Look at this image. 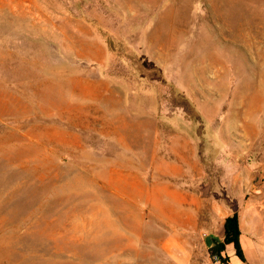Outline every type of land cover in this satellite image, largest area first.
<instances>
[{
  "label": "rangeland",
  "instance_id": "1",
  "mask_svg": "<svg viewBox=\"0 0 264 264\" xmlns=\"http://www.w3.org/2000/svg\"><path fill=\"white\" fill-rule=\"evenodd\" d=\"M153 144L264 186V0H0V264H170Z\"/></svg>",
  "mask_w": 264,
  "mask_h": 264
},
{
  "label": "crops",
  "instance_id": "2",
  "mask_svg": "<svg viewBox=\"0 0 264 264\" xmlns=\"http://www.w3.org/2000/svg\"><path fill=\"white\" fill-rule=\"evenodd\" d=\"M153 117L166 129L174 121H185L175 115ZM215 146L225 148V144ZM209 147L204 144L206 151ZM148 151L143 158L138 156L137 173L152 174L146 204L159 220L161 250L170 264H264V186L258 191L252 188L249 163L239 162L237 171L224 177L222 197L218 189L214 193L211 188L201 189L204 157L192 144H153ZM233 215L236 229H228L226 220ZM217 245L220 263L210 253Z\"/></svg>",
  "mask_w": 264,
  "mask_h": 264
},
{
  "label": "trees",
  "instance_id": "3",
  "mask_svg": "<svg viewBox=\"0 0 264 264\" xmlns=\"http://www.w3.org/2000/svg\"><path fill=\"white\" fill-rule=\"evenodd\" d=\"M226 225L228 227V229H236V226H237V219H236V216L233 215L232 217L228 218L226 220ZM221 250V246L220 245H217L215 247H213L212 249H210V253L212 256L214 255H219V251Z\"/></svg>",
  "mask_w": 264,
  "mask_h": 264
},
{
  "label": "built area",
  "instance_id": "4",
  "mask_svg": "<svg viewBox=\"0 0 264 264\" xmlns=\"http://www.w3.org/2000/svg\"><path fill=\"white\" fill-rule=\"evenodd\" d=\"M212 258H213L214 261L217 262V263H220V261H221V258L219 257V255H214V256H212Z\"/></svg>",
  "mask_w": 264,
  "mask_h": 264
},
{
  "label": "bare ground",
  "instance_id": "5",
  "mask_svg": "<svg viewBox=\"0 0 264 264\" xmlns=\"http://www.w3.org/2000/svg\"><path fill=\"white\" fill-rule=\"evenodd\" d=\"M227 1V0H226ZM229 2H233V0H228ZM249 2L251 1V0H248ZM224 2V1H223ZM225 4V3H224ZM248 5V4H247ZM230 13V12H229ZM221 34V33H220Z\"/></svg>",
  "mask_w": 264,
  "mask_h": 264
}]
</instances>
